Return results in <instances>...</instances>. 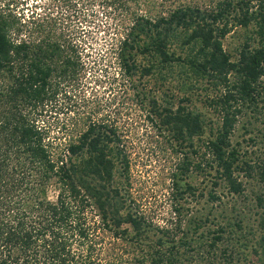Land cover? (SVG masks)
I'll return each mask as SVG.
<instances>
[{
	"label": "trees",
	"instance_id": "trees-1",
	"mask_svg": "<svg viewBox=\"0 0 264 264\" xmlns=\"http://www.w3.org/2000/svg\"><path fill=\"white\" fill-rule=\"evenodd\" d=\"M163 3L155 16L134 12L122 25V74L134 79L181 66L208 81L201 99L218 123L206 133L210 119L183 105L185 90L178 102L149 101L147 116L181 156L162 223L136 207L123 185L129 160L115 127L90 120L64 150H53L44 117L61 79L78 78L84 63L41 23L26 36L22 23L0 11V264H264V194L253 196L256 228L237 209L245 192L240 177L264 181V167L233 142L239 125L246 133L264 125V0ZM238 28L248 33L233 51L224 40ZM191 173L223 180L234 214L191 210L203 194ZM208 197L222 206L215 192ZM107 234L136 253L108 258Z\"/></svg>",
	"mask_w": 264,
	"mask_h": 264
},
{
	"label": "rangeland",
	"instance_id": "rangeland-1",
	"mask_svg": "<svg viewBox=\"0 0 264 264\" xmlns=\"http://www.w3.org/2000/svg\"><path fill=\"white\" fill-rule=\"evenodd\" d=\"M163 1L0 0V11L22 23L23 34L31 35V30L36 34V29L40 31L36 24L41 23L45 34L71 44L84 63L78 78L61 79L57 100L49 105L44 117L53 150H64L90 120L102 121L115 127L129 160L128 184L124 182L123 185L135 206L159 223L167 219L171 211L170 177L181 156L171 148L169 136L163 134L151 117L147 116L149 101L154 98L159 104H164L166 100L178 102L185 96V90L189 100L184 101L183 105L190 109L198 108L210 119L206 133L209 132V127H215L218 123L217 116L205 108L201 99V86L208 81H195L196 76L185 75L181 66L176 65L167 73L164 70L161 74L153 72L148 76L136 74L134 79H126L122 74L117 58L122 25L134 12L155 16L162 8L161 5H165ZM210 2L211 0H192V4L203 7ZM246 33L248 31L244 29H236L226 37L224 46L235 51ZM136 91L140 92L139 98ZM141 95H145L144 98ZM245 127L239 125L233 135V142L237 143L242 154L247 152L245 158L252 165L264 167V125H257L253 129L249 126L251 133H246ZM189 175V182L197 187L199 193H203L202 196L198 194L196 202L191 201V210H211L214 215L221 210L223 216L227 214L228 217L234 214L235 210L231 207L235 199L227 193L225 182L219 180L215 173ZM118 179L121 180L119 175ZM240 179L245 192L238 198L237 209L242 210L245 222L256 228L257 214L253 196L264 194V181H260L257 174L252 179L246 176H241ZM208 192H215L220 197L222 206L212 207L207 200ZM105 247L108 258H130L136 253L133 246L116 241L109 234L105 237Z\"/></svg>",
	"mask_w": 264,
	"mask_h": 264
}]
</instances>
